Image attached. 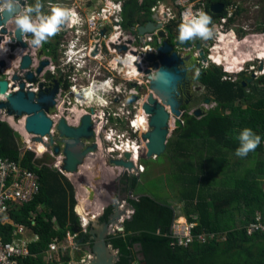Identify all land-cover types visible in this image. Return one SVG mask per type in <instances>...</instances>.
<instances>
[{"label":"trees","instance_id":"1","mask_svg":"<svg viewBox=\"0 0 264 264\" xmlns=\"http://www.w3.org/2000/svg\"><path fill=\"white\" fill-rule=\"evenodd\" d=\"M212 2L223 3L228 8L232 0ZM156 3L157 0L127 1L124 28L145 24L151 19V8ZM207 14L212 19L227 15H215L210 8ZM246 43L233 45L235 51ZM46 46L55 52L53 44L47 42ZM254 52L257 53L255 48ZM249 53L246 54L252 59ZM225 77L226 73L215 65L203 69L198 80L210 95L207 99L214 101L216 107L203 112L201 117L184 114L175 130L176 139L174 143L168 142L167 148L176 163L175 169L181 173L182 200L190 208L187 218L195 221L193 216L198 217L194 232L215 233L225 239L195 242L187 248L173 246L170 232L176 209L150 195H141L129 199L135 211L133 218L125 221L124 232L109 237L119 250L118 264H135L139 254L144 264H264V233L254 236L247 233V226L256 221L258 213L264 217V161L261 158L264 156V75L258 79L245 73L236 80ZM255 95L259 96L257 102L246 107L240 104ZM244 128L260 135L261 144L247 157L240 158L235 155L239 147L237 136ZM0 155L35 171L41 179L40 193L35 199L10 211L13 222L32 228L39 235L40 240L30 246L33 254L46 251L56 237L64 240L67 231L80 229L74 184L57 168L40 164L35 153L25 146L21 133L4 119H0ZM207 164L218 165L226 172L219 190L212 189L208 182ZM126 179L131 189L138 188L137 177ZM112 211V207L107 208L101 221L107 222ZM5 229L14 230L10 223ZM90 237L82 234L79 241L85 243ZM6 240L10 241L11 235L7 234ZM27 264L45 263L39 257Z\"/></svg>","mask_w":264,"mask_h":264},{"label":"rangeland","instance_id":"2","mask_svg":"<svg viewBox=\"0 0 264 264\" xmlns=\"http://www.w3.org/2000/svg\"><path fill=\"white\" fill-rule=\"evenodd\" d=\"M208 3L210 0H206ZM212 1V0H211ZM222 1V0H221ZM163 2L169 4L167 0H164ZM213 3V2H212ZM174 14L178 15L179 12L176 9ZM227 14L225 16L220 17H213L212 23L216 25L217 27V35L213 39H209L207 41H203L200 39H196L194 41L186 42L188 44L187 47H185V50L180 48H175L176 52L180 54L185 59V67L189 69L187 74V79L183 84L180 85V93L181 96L179 99L183 101V105L179 108V111L181 112L180 116L174 115V120L170 119V135L168 138V142L175 141V130H177V124L178 121H183V115L189 114V115H195V113L200 110L201 116L203 115V112H206L208 110H211L216 107V103L212 101H207V98H209V93L205 86L198 80V79H192L193 77V68H200L201 72L203 69L210 68L214 63H212L209 59L210 56H218V52L223 50L220 48L222 47L224 49V53L227 54V57L230 58L231 63L234 65L232 67H228L226 64L223 67H220L223 72L224 68H229L231 71H239L243 69L245 75L247 77H252V75H256L254 78L258 79L261 76H263L264 73V59L258 60L257 58L261 56V52L264 53V0H232L230 6L228 8L225 7V10L222 14ZM214 14V13H213ZM217 15V14H215ZM221 15V14H220ZM224 22H223V21ZM176 25L178 24V19H175ZM175 26V25H174ZM233 33V34H232ZM178 31L172 30V35L170 37V45L174 46V43L176 45L178 44ZM218 41L222 42L223 44L218 43ZM246 44H240L239 51H235V47L233 46L235 43H245ZM184 44V43H183ZM182 46V45H181ZM257 53L254 52V48ZM189 47V48H188ZM184 48V45H183ZM158 50V49H157ZM250 52V53H249ZM253 52V53H251ZM236 53V54H234ZM246 53H249L253 56L251 59ZM185 54V55H184ZM203 54V57H202ZM187 56V57H186ZM226 56V55H225ZM236 56V57H235ZM14 58V57H13ZM76 58V57H75ZM254 59V63H247L248 61H251ZM11 60V57H10ZM56 63V61H54ZM247 63V64H246ZM74 64L72 66V63H67V66L71 68L70 73L77 75L75 78H79L83 74V71L88 72L87 67L81 66L80 61H76L74 59ZM81 64V65H80ZM246 64V65H244ZM151 65V64H150ZM81 66V67H79ZM216 66V65H215ZM251 66H254V70L250 68ZM218 67V66H217ZM262 67V70L260 69ZM84 68V69H81ZM192 68V69H191ZM16 71H18V67L15 68ZM128 75L127 77L131 80V82H135L136 78H138V82H141L142 86V96L141 99L146 102L147 98L151 92L150 90V78L149 75L142 72L140 76L134 75V71L132 68L128 67ZM68 71V70H67ZM131 71V72H130ZM89 73V72H88ZM86 77V76H83ZM240 78L236 75H227L224 79H232L236 80ZM79 82V80H78ZM80 90V89H79ZM82 92H85V90H81ZM135 89L128 87L127 88V96L130 98L135 93ZM77 99V98H76ZM259 100V96L255 95L248 99L243 100L240 104H243V106H248L254 102H257ZM86 102V101H85ZM126 105L123 106V109H125V112L129 110V112L132 113L131 118L126 119L123 118L122 122H112L110 121V124H108L107 118L103 114L105 111V107L111 106L110 103H106L105 101L101 100L99 97H97L91 104V102L87 103L86 106H80L78 105V102L75 103V105H72L71 108H74V112L70 113L69 116L71 117L69 121L73 124L80 121V118L82 114H79L80 112L89 111L87 107L95 106L97 110H99V113H96V116H99L101 118L100 121H98V118L94 119V129L96 130V139L99 141V145L101 147L99 154L94 155V157H89V164L92 163L91 166H89V171L86 172L87 166H84L82 168L80 175H70L68 178L71 180V182L75 186L76 190V197H81L83 200H85V193L88 194V198H90V190H93L94 186H91L89 183H95L96 186L100 187L101 183H103V179L107 178V182L105 185L107 186L105 192H107V196L116 197L120 191V188L123 190L124 193H128L129 191L132 192L133 196L139 197L141 195H150L153 199L158 201L159 203H169L172 207L178 209L181 212H189L190 208L186 202L181 203L183 196V190L181 188L180 181V172L175 169L176 163L171 158V154L167 151L158 159V160H149L147 158L141 160V156L144 154H147V146L143 143L142 137L140 135V132H135L132 127L129 124V121L137 115V103L136 102H125ZM60 105V103H59ZM79 111V112H78ZM222 112H225V109H222ZM88 113V112H87ZM56 113L52 114L55 115ZM198 116V117H201ZM55 120H59V117L52 116ZM14 127H16L19 131H21L25 137H27L26 140L31 141L30 135H28L26 129H23V126L25 127L26 123V116L22 118L14 119L11 117ZM129 120V121H128ZM75 121V122H74ZM77 121V122H76ZM97 121V122H96ZM173 121V122H172ZM101 125V126H100ZM22 127V128H21ZM97 127V128H96ZM21 128V129H20ZM56 135V133H54ZM113 140L112 143H109L106 139L107 136L112 137ZM22 140L25 144V146L28 148L33 147L31 150L35 152V155L37 159L39 160L40 164H46L53 168H57L58 170L59 166L62 164L63 156H56L53 155L51 151L47 152L46 150H39L35 144L32 145L31 143H27L25 141V137L21 134ZM138 141L139 143H142V146H144V149L142 150V155L138 156L139 163L144 164L146 166V169L144 167V173L140 175V178L138 179V188L131 189V187H125V181L121 180V183H119V177L120 173L125 175L122 177V179L126 180V178H129V175L131 171L128 169L122 171L120 168H116L115 166H112L109 163V157L107 156V149L112 148L115 144H124L129 141ZM115 146H113L114 148ZM36 148V149H35ZM37 150L38 153L35 151ZM112 150V149H110ZM109 151V149H108ZM264 159V156L261 157ZM136 160V159H135ZM88 161V160H87ZM60 162V163H59ZM105 165L102 166L103 163ZM92 167V169H91ZM137 168V167H136ZM221 168V167H220ZM208 169L212 172H218L219 166L218 165H212L208 166ZM224 175V171L221 170L218 172L217 176L213 175V180L215 181V184L220 183L221 176ZM83 180V181H81ZM82 182V183H81ZM124 183V184H122ZM85 186V189L87 191H84L83 186ZM129 192V193H130ZM102 194L98 192V195ZM82 195V196H80ZM106 196H102L101 204L103 206L106 205L107 202L104 203ZM109 197V198H110ZM115 199V198H114ZM86 201V200H85ZM83 201V202H85ZM109 201V200H108ZM105 204V205H104ZM109 204V203H108ZM101 205V206H102ZM82 207V206H81ZM86 209V208H85ZM83 209L84 213L88 214H97L95 212H90L89 210ZM101 208H98L97 210H100ZM76 210V209H75ZM99 212V211H97ZM101 214L99 216H102V210L100 211ZM177 216L180 215V213H176ZM183 215V214H182ZM83 216V215H82ZM176 216V217H177ZM80 219V217H79ZM95 220V219H94ZM80 225L84 222L82 219L79 220ZM102 222L98 223L96 226H102ZM220 239H225V237L220 236ZM90 246H86V248L82 247L81 251L82 254L86 255L88 253V249ZM139 250V247H137ZM142 255H138V261L135 264H144L141 262Z\"/></svg>","mask_w":264,"mask_h":264},{"label":"water","instance_id":"3","mask_svg":"<svg viewBox=\"0 0 264 264\" xmlns=\"http://www.w3.org/2000/svg\"><path fill=\"white\" fill-rule=\"evenodd\" d=\"M210 10L212 13L220 15L224 12L225 5L214 3ZM8 22L9 20H0V27L4 24L7 25ZM0 29L1 33H7L6 27ZM154 30L155 25L153 22H149L146 26L140 28V32L144 34L152 33ZM15 34L14 36L10 33L12 39L16 38L22 47H27L28 43L21 38L16 29ZM2 39L3 36H0V40ZM159 53L157 56L148 54V60L154 61L153 68L156 72L149 76L152 91L143 106L145 112L150 116V131L143 135V140L147 142V154H143L141 159L158 160L167 151L171 128L170 112L175 116L181 115L179 108L183 105V101L179 99L181 96L179 89L180 85L187 79L189 71L185 67V59L174 51L168 43H164L163 46L159 47ZM32 61L30 52L23 55L19 71L12 75L14 82L12 87L9 86L8 79L0 80V94L3 95V98L0 99L1 114L7 117L13 116L15 119L26 115L25 129L37 136L33 138V141L43 142L56 156L63 155V164L60 168L63 173L67 176L78 175L89 157L99 154L101 149L99 144L93 141L96 139V134L93 129L92 116L89 114L84 115L78 127L70 126L65 119H59L56 123L49 112L56 104L55 97L58 93V87L50 89L45 87L44 81L40 80L43 68L50 63V60H41L36 73L30 70ZM1 64L5 65V60H2ZM146 73H150V71L147 70ZM255 76L253 74L251 78ZM27 82L31 84L28 86ZM16 86H18L17 89H15ZM157 95L163 99V103L157 100ZM136 100L137 98L134 96L130 98L131 102ZM207 101L210 102L209 99ZM166 104L172 106V111L167 110ZM195 115L200 116L201 111L198 110ZM53 133L59 134L65 146L62 151L55 144L56 139ZM85 140L93 142L91 145L86 146ZM121 155L122 157H120ZM133 155V152L121 153L118 151L107 154L112 166L123 170L128 169L129 171L134 169V166L135 169L137 167L132 161ZM131 175H134L133 172H131ZM137 177H140L139 174H137ZM95 187L93 190L90 187L91 201H94L95 191H98V186ZM112 205L114 208L113 213L107 222H102V226H96L101 222L99 219L94 220L97 223L93 219L91 221L90 236L93 241L92 253L94 257L90 264H118L120 260L119 250L114 248L109 241V236L114 234V226H121L123 218L125 221L133 218L135 209L126 199L114 202ZM126 210L131 212L130 216Z\"/></svg>","mask_w":264,"mask_h":264},{"label":"built area","instance_id":"4","mask_svg":"<svg viewBox=\"0 0 264 264\" xmlns=\"http://www.w3.org/2000/svg\"><path fill=\"white\" fill-rule=\"evenodd\" d=\"M65 1L66 0H58L55 1V3L49 2L48 4L49 6L55 4L64 6ZM82 1L86 4L89 10L88 23L91 24V29H93V26L96 31H99L100 28H108L111 32L112 43L117 46L127 47L128 51L126 57L131 60L132 65L135 60L141 59L135 55L137 47L143 50V57H145L148 49L150 51L156 50L152 47L153 44L156 43L157 45L162 46L170 39L172 30L178 31V25L182 22V15L185 11L190 9L192 12L204 11L207 13L203 0L195 3L192 0H167L169 4L163 2L164 0H157V3L151 8L152 17L155 19L157 30L152 33L144 34L140 32V25L132 26L129 30H125L123 26L124 8L129 0ZM33 4H35V0H21L22 6ZM199 4L203 5L201 6ZM176 9L179 12L178 15L173 13ZM175 19H178L177 25ZM83 23H85V21H83ZM68 26L75 27L74 24ZM3 27L7 28V33L0 32V36H3V39L0 40V80L8 79L9 86L12 87L14 83L12 75L15 72V68H20L21 59L28 51H24L18 58L16 51L13 50V46L19 44L18 42H15L16 38L13 40L10 35V33L14 36L16 35L15 24L9 20L7 25L4 24L0 28ZM64 29L66 30V28ZM63 34L65 35V33ZM23 38L26 41H30V38L27 36ZM4 44H8V58L10 59L12 53L14 58L11 57V60L7 59L5 65H2V54L6 51ZM20 48L21 46H17L16 49L18 50ZM69 51L72 52L71 49ZM141 60L139 63L143 68ZM12 61H14L13 64L11 63ZM69 61H71V57H68V62ZM51 69L54 70L55 66L52 65ZM30 84V82H27L28 86ZM17 88L18 86L15 87V89ZM2 98L3 96L0 94V99ZM127 114L131 115V112ZM4 116L5 115H2L0 111V119H3ZM129 123L130 125H134L131 120ZM131 127L133 128V126ZM134 131L137 132L136 129H134ZM108 138L112 139L110 136H108ZM114 146L117 149L110 147L108 148L109 151L117 150L124 152V150L119 148L123 147V144H115ZM120 157H122V155ZM139 167L143 172L144 167L141 163H139ZM40 189L41 179L35 171L20 166L16 160L0 155V264H27L30 259H37L39 257L42 258V261H44L45 264H90L94 257L92 250H87L88 253H86V255L82 254L80 251L82 247L85 248L86 242H80L79 238L82 234H89L91 227L89 220L79 214L78 207L76 208V211L84 221L80 225L78 231H67L66 236L62 241L58 237L54 238L50 243L49 248L40 255L33 254L30 251L31 244L38 242L40 237H35L33 241L25 239L24 236L26 234L27 226L13 222L10 219V211L18 208L17 206L21 207L33 201L40 193ZM130 214L131 212L129 211L128 215L130 216ZM193 217L195 221H190L188 218L175 219L170 232L173 239V246L187 248L195 242L206 243L215 239L220 240L221 235L215 233L196 234L194 230L198 226V217ZM124 222L125 219L123 218L122 223ZM7 223L12 224V227L14 228L12 232L5 229ZM123 230L124 227L122 224L113 229L114 234L117 232H123ZM247 233L250 236L264 233V217L262 213H258L256 221L247 226ZM7 234L11 235L10 241L6 240Z\"/></svg>","mask_w":264,"mask_h":264},{"label":"flooded vegetation","instance_id":"5","mask_svg":"<svg viewBox=\"0 0 264 264\" xmlns=\"http://www.w3.org/2000/svg\"><path fill=\"white\" fill-rule=\"evenodd\" d=\"M203 1L205 3L204 4L205 10H207V11H208V8H210L214 4V3H212L211 0L209 1V3L206 0H203ZM199 5L202 6L203 4H199ZM64 6L71 8V9H74L76 11V13L78 14L79 19L85 21L81 45H82V50L83 51L85 50L84 51L85 57L88 60L86 67L88 68L89 73L86 71H83V74L81 76H79V78H75V76L77 74L76 73L71 74L70 73L71 68L69 66H67L68 51L66 48L69 45L71 46L75 40H78L76 30L75 31H71L69 29L65 30V35H63L62 37L54 36L47 41L48 43L51 42V44L54 45L55 52L52 50L51 47L46 46L47 42L44 43L39 48V50H40V51L38 50L39 52H35V56L38 55V57L40 59L48 58L51 60V63L49 65L44 66L43 71L41 73V76H42L41 80L45 81V87H48L50 89H53L54 87H58V93L55 97L56 104L53 108L50 109V112H49L51 117L56 116V117H59L58 119H65L66 122L70 126L78 127L81 124V118L84 115L89 114L92 116L93 129H94V127H95L94 126V122H95L94 119L95 118L100 119L99 116L95 115L96 113H99V110H97L95 106L87 107V109L89 111L83 112V114L80 118V121L73 124L69 121V119L71 118L69 116V114L74 112V108H71V106L75 105V103H77V102H78V105L83 106V107L86 106L87 103H89V102H91V104H92V102L96 99V92L98 90H100V87L97 86L98 88H94L96 91L94 93L95 98L93 97V98L89 99L90 101L88 100L87 102H82L81 97L86 98V97H84L85 96L84 94H86L87 90H88L86 88L87 87L92 88L91 86H93L94 84H96V85L107 84L108 81H109V83L111 82V86H109V94L107 95V99L109 100L108 103H110L111 106L109 105V106L105 107L106 109L103 112V114L107 118L108 124H110V121L117 123V122H122L123 118L127 119V113H129V112H127V111L125 112V109H123V106H125L126 105L125 102L126 101L128 102V100L130 99L127 96V88L128 87H131V88L135 89V91H136L135 92L136 94H134V97L137 98L136 101L139 100L137 103V108H136L137 109V115H138L139 108H141L140 103L142 101V99H141L142 86H141V82H138V80H139L138 78H136L135 82H131V80L127 77V68H126L128 65L126 62L127 61L126 54L128 51L127 47L126 46L121 47V46H117V45L113 44L111 32H110V30H108V28L104 27V28H100L99 31H96L94 29V26H93V29H91V24L88 23V21H89V18H88L89 17V10H88V7L86 6V4L83 3V1L79 2L78 0H67V1H65ZM168 43H171L170 39L168 40ZM178 43H180V42H178ZM218 43L223 44V41L222 42L218 41ZM180 45H182V46L178 47L176 45V43H174L173 47L185 50V46L188 44L180 43ZM183 45H184V48H183ZM236 45L237 44L235 43L234 46H236ZM21 49H23V51H26L25 48L21 47L20 49H18L16 51V55H17V52H19ZM142 51L143 50L141 48L137 47V52L135 55L142 59V55H143ZM54 61H56V66H55L54 71H52L50 66L52 65V63H54ZM12 62L14 63V61H12ZM137 74L138 73L134 69V75H137ZM83 76H86V77H83ZM78 80H79V82H78ZM81 90H85V92H82ZM97 93L102 95L100 91H98ZM76 98L78 99V101ZM100 98H101V96H100ZM101 100H104V99H101ZM59 103H60V105H59ZM54 113H56V114L52 115ZM137 115L135 117H137ZM94 131H95V129H94ZM95 134L97 135L96 131H95ZM106 138H108V136ZM55 139H56L55 144L58 145L62 151L65 146H64L63 142L61 141V138L59 137L58 133H56ZM106 140L109 143H111L109 138ZM93 141L97 142V139H95ZM93 141H91V140L86 141L85 140L86 146L91 145ZM106 153L108 154V153H110V151H108V149H107ZM61 155H59V156H61ZM89 160H90V158L84 164V166H87L86 172L89 171V166L92 165V163L89 164ZM103 165H105V164L103 163L102 166ZM91 169H92V167H91ZM121 170L125 172V170H123V169H121ZM81 171H82V169H81ZM81 171L79 172L78 175L81 174ZM122 173L119 174L120 175L119 183H121V180L123 181L122 177H124L126 175V174L123 175ZM133 174L134 175H131V173H130L129 179H133L134 177H137V173L133 172ZM139 178L140 177H137V179H139ZM81 181H83V180H81ZM125 181H126L125 187H129L130 183L127 182V179ZM106 182H107V178L103 179V183H101L100 187H98V191L100 193H102L101 197L106 196L104 203L107 202L106 203L107 208H109V207L113 208L112 204L114 202L115 203L119 202V200L123 201L124 199H126L129 202V199H137L140 197V196L139 197L133 196L132 192H130V191H129L130 193L128 192L126 194L120 188V191L116 197H114L112 195V197L109 196L110 197L109 198L107 196V192H105V190L107 188V186L105 185ZM91 184L92 183L90 182L89 183L90 187L95 185V184H92V185ZM122 184H124V183H122ZM82 186L84 188V191H86L87 189H85V186L84 185H82ZM98 191H95V193L96 192L98 193ZM112 213H113V211H112ZM124 223H121V224L124 225ZM115 227L116 226H114L113 229Z\"/></svg>","mask_w":264,"mask_h":264},{"label":"clouds","instance_id":"6","mask_svg":"<svg viewBox=\"0 0 264 264\" xmlns=\"http://www.w3.org/2000/svg\"><path fill=\"white\" fill-rule=\"evenodd\" d=\"M55 1H58V0H35V4H33V5L22 6L21 0H0V20H5V21L11 20L12 22H14L17 33H19L21 38H23L25 36L30 38V41L29 40L26 41L23 38V40L28 43L27 47H22L20 45L19 41H18L19 45H17V46H21L22 48L27 49L26 51L31 53L33 61L31 63L30 70L35 72V73L37 70L36 68L38 67L40 61L48 59V58L40 59L38 57V55L35 56V52H39L40 51L39 48L44 43H46L50 38H52L54 36L62 37L64 35L63 33H65L64 28H66V30L69 29L71 31L76 30V34L78 36V40H75L71 46L69 45L66 48L68 51L67 57H71V61H69L67 63H72V66H73V65H75L74 64V59H75L76 61L81 62V64H82V65L80 64L81 66H83V67L87 66L88 60L85 57V53H84L85 50L84 51L82 50V45H81V40L83 38V31H84L83 28H84L85 23H83L82 20L79 19V16L74 9L68 8V7L60 5V4H55V5L49 6V4H48L49 2L55 3ZM141 2H142V0H141ZM218 3H220V2H218ZM124 10H125V8H124ZM150 18L151 19L148 20L145 24L144 23L143 24L137 23L135 25H140L141 27H144L149 22H153L155 25V30H157V26L155 24V19H153V17H152V12L150 14ZM72 24H74L75 27H69L68 26V25H72ZM135 25H133V26H135ZM130 28H128V29L126 28L125 30H129ZM178 33H179L178 34V41L180 43H186L189 41H194L196 39L207 41L209 39H213L216 37L217 27H216V25H214L212 23V17L209 14H207L206 12H204V11L192 12L189 9V10L185 11L182 15V22L178 25ZM29 34H31V35H29ZM165 43H168V41H166ZM180 43L177 44L178 47H181ZM168 44L170 45V43H168ZM17 46L16 45L13 46L14 51H17V49H16ZM187 46L188 45H186L185 47H187ZM152 47H154L156 49V50H154L155 55L156 56L159 55L160 54L159 53V47H161V46H159L155 43L152 45ZM70 49L72 52L69 51ZM173 50L176 51L174 47H173ZM150 53L151 52L147 51L145 54V57H143V55H142V60L140 59L142 61V65H143L144 61L147 59L148 54H150ZM13 56L14 55L12 53L11 57H13ZM143 58H144V60H143ZM209 59L212 63H214V65H216L218 67H223V66L215 63L212 56H210ZM257 59L260 60V57H258ZM8 60H10V59L8 58ZM140 60H138V59L135 60L134 64L132 65L131 60L127 58L126 62L128 65L126 68L130 67L133 69V71L135 69L136 72L138 73L137 75L139 76L140 74H142V72H144V66L142 68V66L139 63ZM5 63H6V61H5ZM50 63H51V60H50ZM247 63H254V59L251 61H248ZM150 64L151 63L148 64L146 62V69L150 71L149 74L155 73L156 70L152 67L153 64H151V65ZM246 64H244V65H246ZM52 65L56 66V63L54 62V63H52ZM51 66H50V68H51ZM81 66H79V67H81ZM252 67H254V66H251L250 68H252ZM81 69H84V68H81ZM224 69H225L224 72L226 73V76L227 75L239 76L240 74L244 73L243 69H241L239 71H234V72L229 71L227 68H224ZM252 70H254V68H252ZM18 71H19V69H18ZM18 71L15 70V72H18ZM52 71H54V70H52ZM192 71L194 73L192 79H199V77L201 75V69L200 68H193ZM127 75H128V70H127ZM41 79H42V76L40 75V80ZM149 83H150V81H149ZM97 86L100 87V90H98V91H100L103 96L100 95L99 93H97L98 92L97 91L96 92V98H97V96L99 98L101 96L100 99H104L103 101L108 103L109 100L107 99V95L109 94V86H111V82L109 83V81H108L107 84H101V85L94 84L91 87L94 89V88H97ZM89 88L90 87H87L86 89H89ZM36 91H38V89H36ZM133 96H131V97H133ZM138 101H135V102L138 103ZM129 102H131L130 99H129ZM127 112H129V110H127ZM131 116H132V113H131V115L127 114V119L131 118ZM4 117L6 118L7 116L5 115ZM14 128L16 130H18L16 127H14ZM19 132L23 135V133L21 131H19ZM113 136L114 135H112L111 140L114 139ZM237 139L239 141V147L236 149L235 155L240 157V158L247 157L250 152L255 151L257 149V147L261 144V136L256 134L251 128H244V129L240 130V132L237 136ZM25 141H26V144L27 143L29 144V142H27L26 138H25ZM97 142H98V139H97ZM110 142L112 143V141H110ZM27 149L31 150L32 148L29 146ZM115 151H117V150H115ZM131 152H133V151H131ZM133 154H134V152H133ZM133 157H135V155H133ZM133 157H132V160H133ZM57 168H58V166H57ZM63 174H65V173H63ZM106 206H107V204L105 206H103V205L101 206L102 213H103L102 216L104 215V212L107 209ZM76 213H77V211H76ZM99 215H100V212L98 214H94V217L88 219L90 227H91L92 219H93V221H94V219L95 220L99 219V221H101L102 216H99ZM123 227H124V225H123ZM123 232H124V230H123Z\"/></svg>","mask_w":264,"mask_h":264},{"label":"bare ground","instance_id":"7","mask_svg":"<svg viewBox=\"0 0 264 264\" xmlns=\"http://www.w3.org/2000/svg\"><path fill=\"white\" fill-rule=\"evenodd\" d=\"M15 42L17 43L18 42V40L17 39H15ZM4 46H5V49H6V51L4 52L5 54H4V56H3V60H5V61H7V59H8V44H4ZM222 50H223V52L222 51H220V52H218V56H214V57H212L213 58V60H214V62L215 63H217V64H219V65H221V66H224L225 64L228 66V67H232V66H234L232 63H231V61H230V58L229 57H227V54H225L224 53V49L222 48V47H220ZM148 52H151L150 54L152 55V54H155V51L154 50H152V51H150L149 49L147 50ZM24 51H23V49H21L19 52H17V56H18V58L20 57V55L23 53ZM262 54H261V56H260V59H264V53L263 52H261ZM3 55V54H2ZM226 55V56H225ZM154 56V55H153ZM236 57V56H235ZM7 58V59H6ZM146 62L149 64V63H151V64H153V60H148V57H147V59L144 61V63H143V66H144V73H146L147 72V69H146ZM12 64H13V62H11ZM130 63V62H129ZM36 67V66H35ZM152 67H153V65H152ZM37 69V68H36ZM228 70H229V68H227ZM229 71H231V70H229ZM237 71V70H236ZM146 74H148L149 76L151 75V74H149V73H146ZM264 74V73H263ZM98 88V87H97ZM151 90V89H150ZM152 91V90H151ZM96 91H95V89H93V88H90V89H88L87 90V93L86 94H84L85 96L84 97H86V98H83V97H81V100H82V102H87L89 99H91V98H95V93ZM151 93V92H150ZM150 95V94H149ZM148 98H149V96H148ZM148 98H147V100H148ZM155 98V97H154ZM156 98H158L157 100L160 102V103H163V99L160 97V96H158L157 95V97ZM155 98V99H156ZM77 101H78V99H77ZM90 101V100H89ZM147 102V101H146ZM146 102H144L143 100L141 101V108H139V111H138V115H137V117H135V118H133V119H131V121H133V124L134 125H132L131 124V126H133V128L134 129H136L138 132H140V135H141V137H142V140L141 141H143V143L147 146V142L145 141V140H143V135L145 134V133H147V132H149L150 131V129H149V121H150V116L145 112V110H144V108H143V106L145 105V103ZM140 106V105H139ZM166 106H167V110H169V111H172V106L171 105H169V104H166ZM79 112V111H78ZM171 113V120H174V115L172 114V112H170ZM81 114H83L82 112H80V114H79V118H80V115ZM24 116H26V115H24ZM10 117H12V116H9V118ZM22 118V117H21ZM55 120V119H54ZM101 120V118L100 119H98V121H100ZM13 121V120H12ZM55 122L57 123V120H55ZM75 122V121H74ZM77 122V121H76ZM173 122V121H172ZM14 123V122H13ZM13 125H15V124H13ZM101 126V125H100ZM22 128V127H21ZM20 128V129H21ZM25 127L23 126V129H24ZM97 128V127H96ZM19 129V128H18ZM54 129H55V127H54ZM97 130V129H96ZM95 130V131H96ZM27 133H28V135H30V139H31V141H29V140H27V142H29V143H31L32 145H34L35 144V146L39 149V150H46L47 152H49L50 150L44 145V143L43 142H35V141H33V138L34 137H37L36 135H34V134H32V133H29V131L27 130ZM97 133H98V131H97ZM53 135L55 136V134L53 133ZM23 136L25 137V135L23 134ZM26 139H27V137H25ZM100 141V140H99ZM99 141H98V144H99ZM44 142H46V143H48V141H46V140H44ZM99 147H100V145H99ZM31 148H33V147H31ZM101 148V147H100ZM121 150H124V152H131V151H133L134 152V155H135V157H133V162L137 165V168L135 169V166H134V169H132L131 170V172H135V173H137V174H139V175H141V174H143L144 172H142V170L140 169V167H139V162L140 161H138V156L139 155H142V150L144 149V146H142V143H139L138 141L136 142V141H131L130 139H129V141L127 142V143H124L123 144V147H119ZM36 149V148H35ZM114 149H117L116 147H114ZM37 153H38V151L37 150H35ZM52 152V151H51ZM112 152V151H111ZM118 152H120V151H118ZM53 153V152H52ZM122 153V152H121ZM94 157V156H93ZM64 159V158H63ZM136 159V160H135ZM60 163V162H59ZM62 164H63V161H62ZM62 164L59 166V168H62ZM143 167H145V169H146V166H144V164H143ZM141 170V171H140ZM78 212H79V214H81V215H83L84 217H85V219H89V218H92V217H94V214H91L90 213V215H86V214H88V213H84V211H83V209L80 207L79 209H78ZM126 212L129 214V211H127L126 210ZM98 214V213H97ZM91 230V229H90Z\"/></svg>","mask_w":264,"mask_h":264},{"label":"crops","instance_id":"8","mask_svg":"<svg viewBox=\"0 0 264 264\" xmlns=\"http://www.w3.org/2000/svg\"><path fill=\"white\" fill-rule=\"evenodd\" d=\"M79 2H81L82 0H78ZM198 1H200V0H193V2L195 3V2H198ZM141 2V1H140ZM236 50V49H235ZM4 54L5 53H3V55H2V57L4 56ZM234 54H236V53H234ZM3 119L4 120H6V121H8L12 126H14L13 125V122H12V120H11V117L9 118V117H3ZM19 131V130H18ZM263 161H264V159H262ZM105 164V163H104ZM209 164H207V166H208ZM221 170H223L224 171V175L223 176H221V181H222V177H224V176H226V172H225V170L224 169H221L220 168V166H219V169H218V172H220ZM218 172H212V169L211 170H209L208 171V173H207V177H208V182H209V184H210V186H211V188L212 189H216V190H219L220 188H221V184H222V182L220 181V183H218V184H215V181L213 180V175H216L217 176V174H218ZM191 173V172H190ZM206 173V172H205ZM188 175H189V173H188ZM263 179H264V176H263ZM92 184H95V183H92ZM91 184V185H92ZM95 186V185H94ZM210 186H208V187H210ZM93 189H95V187H93ZM87 191V190H86ZM99 192V191H98ZM87 193V192H86ZM85 193V195H84V197H85V200H83L81 197H76L77 198V207H78V209L81 207L82 209H87V210H89L90 212H95V213H99L101 210H102V208H101V194H99L98 195V193L96 192L95 193V199H94V201H91L90 200V198H88V194H86ZM80 196H82V195H80ZM90 197V196H89ZM83 201H85V202H83ZM180 202L181 203H183L184 201H181L180 200ZM196 202V201H195ZM80 203V204H79ZM76 207V208H77ZM98 208H101L100 210H97ZM85 209V210H86ZM176 209V208H175ZM97 211H99V212H97ZM176 213H180V215L179 216H177L176 217V219H178V218H187V211H183V212H181V211H179L178 209H176ZM100 214H101V212H100ZM183 214V215H182ZM95 222V221H94ZM95 223H97V222H95ZM25 239H27L28 241H33L34 239H35V237H39V235H37L34 231H33V229L32 228H29V227H27L26 228V234H25ZM91 237H90V239H89V241H87L86 243H85V248H86V246H90V248L88 249V250H92V245H93V241L91 240Z\"/></svg>","mask_w":264,"mask_h":264}]
</instances>
